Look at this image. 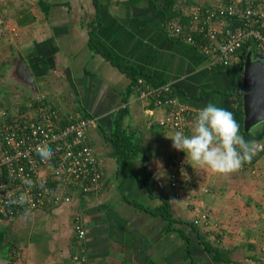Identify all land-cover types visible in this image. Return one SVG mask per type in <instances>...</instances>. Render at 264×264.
<instances>
[{
    "label": "crops",
    "instance_id": "crops-1",
    "mask_svg": "<svg viewBox=\"0 0 264 264\" xmlns=\"http://www.w3.org/2000/svg\"><path fill=\"white\" fill-rule=\"evenodd\" d=\"M214 2L21 1L29 6L18 8L8 26L16 39L14 49L2 56L10 68L23 58L36 88L10 85L4 91L19 97L15 104L11 98L14 113L34 117L35 101L44 98L62 126L94 120L89 139L102 181L95 190L78 192L69 205L28 216L1 213L0 259L12 264H84L82 257L86 264H264V182L254 179L255 163L263 164L264 155L232 174L193 165L166 137L175 131L159 126L166 111L138 97L142 78L152 86L171 85L181 103L198 111L212 102L235 113L239 81L211 68L199 49L166 31L169 22L188 23L195 7ZM121 111L127 112L125 130L141 147L132 161L112 157L106 141ZM174 159L186 164L178 198L170 184ZM145 172L153 179L150 189ZM164 203L171 219L158 212ZM197 209L210 212L208 231L193 224ZM76 220L86 232L83 240Z\"/></svg>",
    "mask_w": 264,
    "mask_h": 264
},
{
    "label": "built area",
    "instance_id": "built-area-1",
    "mask_svg": "<svg viewBox=\"0 0 264 264\" xmlns=\"http://www.w3.org/2000/svg\"><path fill=\"white\" fill-rule=\"evenodd\" d=\"M166 31L170 37L199 49L209 58L211 68L231 67L247 44L264 54V0H215L195 7L188 26L169 22ZM137 86L141 101L166 111L160 127L185 132L192 127L198 110L181 103L171 85L152 86L140 78ZM43 99L34 117L23 112L12 116L0 112V214L69 205L78 192L95 190L101 184V164L89 139L94 120L77 119L62 126L58 111ZM43 143L54 152L47 162L37 152V146ZM185 165L181 159L172 160L170 184L177 198L182 192ZM26 179L34 182L30 190ZM25 192L30 197L29 205L10 203ZM192 222L208 231L211 214L197 209ZM75 230L83 240L86 232L79 220L75 221ZM80 261L86 264L85 257Z\"/></svg>",
    "mask_w": 264,
    "mask_h": 264
},
{
    "label": "clouds",
    "instance_id": "clouds-1",
    "mask_svg": "<svg viewBox=\"0 0 264 264\" xmlns=\"http://www.w3.org/2000/svg\"><path fill=\"white\" fill-rule=\"evenodd\" d=\"M258 127L259 125L253 126L249 135H254ZM166 137L171 139L174 149L186 153L187 159H190L193 165L210 168L219 174L238 172L245 163H250L260 151H264V142L246 139L234 114L212 102L198 111L188 133L177 130L173 135ZM37 152L45 162L50 161L54 155L47 143L38 145ZM25 183L29 190L34 186L31 179H26ZM10 203L24 206L29 205L31 201L25 192ZM30 213V208L24 209L25 216Z\"/></svg>",
    "mask_w": 264,
    "mask_h": 264
},
{
    "label": "trees",
    "instance_id": "trees-1",
    "mask_svg": "<svg viewBox=\"0 0 264 264\" xmlns=\"http://www.w3.org/2000/svg\"><path fill=\"white\" fill-rule=\"evenodd\" d=\"M170 16V14L168 15ZM185 26H188L190 24V21L187 23H183ZM249 52H256V48L253 46H250V44L245 45L239 52V57L237 62L231 66V67H219V70L226 71L229 75L233 76L239 81V87L237 92L234 94L239 103L238 107L234 113L235 119L241 126V133L245 136L246 139H256L258 141L264 142V125H259L257 128V131L254 135H249L245 131L244 128V113H243V86H242V78L244 73V65L247 58V55ZM134 83H136L137 78L136 76L133 77ZM40 101L36 100V106L38 105ZM126 111H121L119 114H117L115 121H114V129L110 135L106 137V141L109 142L112 145V153L111 156L115 157L117 159H128L132 161L141 151V147H139L131 138V136L127 133L123 126V119L126 116ZM264 155V151H260L250 163H245L246 165L254 164L255 161L260 159ZM144 180L147 183V187L150 189L153 182L152 176L150 173L145 172ZM149 182V183H148ZM169 209V205L167 203H164L163 208L161 210H158L159 214H162L165 218L170 217V212H167ZM19 211H14V213H17Z\"/></svg>",
    "mask_w": 264,
    "mask_h": 264
},
{
    "label": "water",
    "instance_id": "water-1",
    "mask_svg": "<svg viewBox=\"0 0 264 264\" xmlns=\"http://www.w3.org/2000/svg\"><path fill=\"white\" fill-rule=\"evenodd\" d=\"M18 77L13 80L20 82L23 87L35 91V80L27 62L23 58L15 60ZM244 128L247 133L256 125H264V54L249 52L244 65L242 78ZM0 264H12L0 259Z\"/></svg>",
    "mask_w": 264,
    "mask_h": 264
},
{
    "label": "rangeland",
    "instance_id": "rangeland-1",
    "mask_svg": "<svg viewBox=\"0 0 264 264\" xmlns=\"http://www.w3.org/2000/svg\"><path fill=\"white\" fill-rule=\"evenodd\" d=\"M21 1L22 0H0V112L4 110L7 116H12L15 114L14 112L17 111L16 109L15 110L13 109L14 105L12 103L11 98L13 99V102H14L16 101L15 99L19 97L15 98L14 96H11L10 98V96H7V94L5 93L4 87L10 86V85H13V86L17 85L23 88V85L20 82H15L13 80L15 77H18L14 73L17 68L8 67L6 60H9V58L5 60L3 59L4 57L2 56L3 52L5 51L7 52L9 50L11 52L14 49L13 39L14 40L16 39L14 35L15 32L11 28H8V26H10L11 24H14V19L16 18L15 15L17 14L18 8L23 7L22 5L29 6L28 3L24 4V3H21ZM35 1L38 3L40 0H35ZM26 88L24 89L28 91L29 87H26ZM10 94H14V92ZM8 102H10V104ZM2 108L4 109L2 110ZM255 165L256 166L254 168V171H255L254 179H256V182L261 181L263 183L264 182V172H261V171L263 169L264 162L263 164L256 162ZM262 191L264 192V188L262 189ZM247 196L249 195H239V197L241 198L243 197L246 198Z\"/></svg>",
    "mask_w": 264,
    "mask_h": 264
}]
</instances>
